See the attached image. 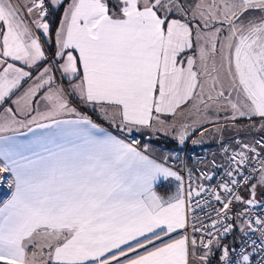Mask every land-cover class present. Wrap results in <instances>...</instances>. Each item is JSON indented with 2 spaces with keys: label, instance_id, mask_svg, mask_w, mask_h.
Here are the masks:
<instances>
[{
  "label": "snow or ice",
  "instance_id": "6c2138e0",
  "mask_svg": "<svg viewBox=\"0 0 264 264\" xmlns=\"http://www.w3.org/2000/svg\"><path fill=\"white\" fill-rule=\"evenodd\" d=\"M208 124L224 160L193 186L167 161ZM254 131L264 0H0V264H264Z\"/></svg>",
  "mask_w": 264,
  "mask_h": 264
},
{
  "label": "crops",
  "instance_id": "0c3cea01",
  "mask_svg": "<svg viewBox=\"0 0 264 264\" xmlns=\"http://www.w3.org/2000/svg\"><path fill=\"white\" fill-rule=\"evenodd\" d=\"M62 11V10H61ZM60 15V14H59ZM82 111H87L86 109H81ZM90 115H93V119L96 120L97 123H101L106 129H108V125L106 122H104L103 120H100L97 118V116L91 112H89ZM62 119H74L75 117L72 116V115H65L63 117H61ZM210 126V127H209ZM206 127L208 128V132L206 135H203V137H200V141H199V146L196 147V148H191L188 147V150L191 151V154L192 156L194 157V155L196 153H198L199 151H201L202 149L204 148H208V150L210 151V153L215 156L217 159H220V158H224L223 154H222V151H221V138H220V134L217 133L214 129L211 130L213 128L212 125L208 124L206 125ZM109 130H112V129H109ZM21 133H26L27 134V138H31V134L30 133H27V128H23V129H20L19 130ZM134 134V133H133ZM200 134V133H198ZM3 135H12V133H4ZM145 136V139H146V143L149 142L150 140V136H149V133L148 132H145L143 134ZM224 135V138L226 140H229L228 138L231 137L233 135L232 131H225L223 133ZM162 136V135H161ZM161 136H153V142H154V145H156L155 147V152L154 154L156 155L157 153L160 152V148L163 147L164 148V152L166 155H169V151L170 149L174 148L172 147L174 144L168 139L166 138V141L164 142H158L156 139L161 137ZM25 136L24 135H18L17 139L20 140V141H23L25 140ZM227 143V141H225ZM231 141H228L229 144H232L230 143ZM184 150V148H182ZM195 149H197L198 151H194ZM182 150V151H183ZM182 151L179 153V157L178 159L182 156ZM194 151V152H192ZM189 157V156H188ZM155 158V156H154ZM174 159H177V157L174 155L173 156V159L171 160H174ZM194 163V161H193ZM190 166V169H192V166L193 164H189ZM0 167H3V158L0 157ZM193 167H197L194 166ZM194 172V171H193ZM9 174V182L11 181L12 179V176L10 173ZM176 185H177V182L175 181L174 178H169L168 180H161L157 183V186H156V191L159 195H161L162 197H165L167 198L169 195L173 194L176 190ZM4 199H1L0 198V201H2Z\"/></svg>",
  "mask_w": 264,
  "mask_h": 264
},
{
  "label": "built area",
  "instance_id": "2783aa9c",
  "mask_svg": "<svg viewBox=\"0 0 264 264\" xmlns=\"http://www.w3.org/2000/svg\"><path fill=\"white\" fill-rule=\"evenodd\" d=\"M141 135L138 133H134L133 137H135L136 139L141 140ZM260 135L256 136V138H258ZM129 139H131V137H129ZM251 141V140H248ZM146 143V142H142ZM190 153L191 151L188 150V146L186 148H184V150L182 151V156L179 158V161H181V164H177V159L174 160H170L167 163L169 165H172L174 168H178L181 171V174L185 176V181L187 182V171L186 169H190L189 163L187 161V154ZM193 160H194V164L196 168V170L193 172V186H195L196 181V177H198L200 175L201 171H205V172H209L210 174L212 172H215L216 169L212 167L211 165V161H213V159H215L216 163L222 164V161H219V159H217L215 156H213L210 151L208 150V148H204L202 149L199 154H195L194 157L192 156ZM217 180H219V174H217ZM217 180L214 181H201L205 184H214L217 182ZM11 193V189L9 188V174L8 173H0V198L1 199H7L8 196ZM254 212H256L257 214L259 213V209H253ZM197 215L203 217V213H200L199 210H197ZM205 223H207V220L204 221Z\"/></svg>",
  "mask_w": 264,
  "mask_h": 264
},
{
  "label": "rangeland",
  "instance_id": "374dc122",
  "mask_svg": "<svg viewBox=\"0 0 264 264\" xmlns=\"http://www.w3.org/2000/svg\"><path fill=\"white\" fill-rule=\"evenodd\" d=\"M240 123L242 124V125H244V124H248L249 123V121H247V120H242V121H240ZM257 124L259 123L258 121L256 122ZM211 125V124H210ZM213 126V125H212ZM210 127V126H209ZM214 129V127L211 129V130H213ZM199 132H196L195 133V135H193L192 137H191V139H189L187 142H186V144L185 145H183V146H180L181 148H186L187 146L188 147H190V149L191 148H196V147H198L199 146V141H200V137H203V136H201V134H198ZM258 134H261V132H259V131H254V132H252L251 133V135H250V137H256V136H258ZM263 135H264V133H262ZM241 138H244V139H246V138H248V136L247 137H245L244 136V134H243V132L241 133ZM152 140V139H151ZM193 140H196V141H198L197 143H192V141ZM246 140H252V139H246ZM153 141V140H152ZM164 141H166V137L164 138ZM225 141H227V143H228V141H231L230 143H234V141H232V140H226L225 139ZM174 145L172 146V147H176V145H175V142H173V141H171ZM154 143V142H153ZM195 152L196 151H198L197 149H195L194 150ZM194 151H192V152H194ZM200 152V151H199ZM199 152L198 153H196V154H199ZM223 154V153H222ZM155 157H156V155L155 154H153ZM164 155H166L165 154V152H164ZM223 160V158H220L219 159V161H222ZM168 161H170V160H168ZM167 161V162H168ZM192 161H194L193 160V158H192ZM229 239H231V237H229ZM227 242V241H226Z\"/></svg>",
  "mask_w": 264,
  "mask_h": 264
},
{
  "label": "trees",
  "instance_id": "16d2710c",
  "mask_svg": "<svg viewBox=\"0 0 264 264\" xmlns=\"http://www.w3.org/2000/svg\"><path fill=\"white\" fill-rule=\"evenodd\" d=\"M59 12L56 14L57 15V18L59 17ZM258 135H263L262 133L261 134H258ZM141 137V142H146V139H145V136L144 135H142V136H140ZM164 136H161V137H159V138H157L156 140L158 141V142H164ZM150 139H154L153 138V136H151V138ZM246 139H252V137H250V136H248V138H246ZM189 156V157H188ZM187 161H188V163L189 164H193V166H194V163H193V161H192V156L190 155V153H188L187 154ZM192 166V170L193 171H195L196 170V168L195 167H193Z\"/></svg>",
  "mask_w": 264,
  "mask_h": 264
}]
</instances>
